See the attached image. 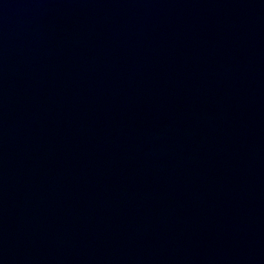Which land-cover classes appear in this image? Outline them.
I'll list each match as a JSON object with an SVG mask.
<instances>
[{"label": "water", "instance_id": "95a60500", "mask_svg": "<svg viewBox=\"0 0 264 264\" xmlns=\"http://www.w3.org/2000/svg\"><path fill=\"white\" fill-rule=\"evenodd\" d=\"M0 264H264V0H0Z\"/></svg>", "mask_w": 264, "mask_h": 264}]
</instances>
